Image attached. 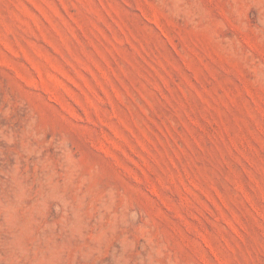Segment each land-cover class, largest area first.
I'll return each mask as SVG.
<instances>
[{
	"label": "rangeland",
	"instance_id": "obj_1",
	"mask_svg": "<svg viewBox=\"0 0 264 264\" xmlns=\"http://www.w3.org/2000/svg\"><path fill=\"white\" fill-rule=\"evenodd\" d=\"M0 264H264V0H0Z\"/></svg>",
	"mask_w": 264,
	"mask_h": 264
}]
</instances>
